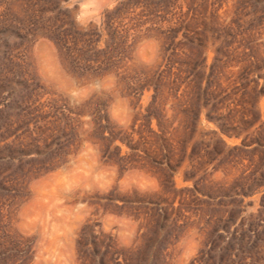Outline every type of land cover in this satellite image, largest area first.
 Returning <instances> with one entry per match:
<instances>
[{"label":"rangeland","instance_id":"rangeland-1","mask_svg":"<svg viewBox=\"0 0 264 264\" xmlns=\"http://www.w3.org/2000/svg\"><path fill=\"white\" fill-rule=\"evenodd\" d=\"M137 1L149 0H51L56 7L45 12L64 19L70 57L74 33L111 16L121 33L116 69L73 74L40 33L14 48L24 56L21 67H3L12 79L2 89L0 151L14 158L0 164V264H114L116 256L130 264H190L225 249L232 264H264L263 72L249 78L243 102L245 80L226 90L230 98L200 103L180 97L184 82L155 100L152 83L128 88L136 74L168 73L163 32L187 10L176 0L154 18ZM23 2L0 0V14L10 6L21 15ZM208 4L220 20L238 19L247 51L264 55V0ZM102 30L100 39L91 33L96 49L106 46ZM216 49L209 40L200 56L204 76ZM18 95L29 98L31 117L16 115Z\"/></svg>","mask_w":264,"mask_h":264},{"label":"trees","instance_id":"trees-1","mask_svg":"<svg viewBox=\"0 0 264 264\" xmlns=\"http://www.w3.org/2000/svg\"><path fill=\"white\" fill-rule=\"evenodd\" d=\"M50 2L51 0H25L20 4L21 15H15L10 6L6 7L0 14V102L5 101V98L2 97L4 84H8L12 79V77L6 76L3 67L7 65L21 67L25 62L24 56L19 51L14 52L13 50L22 46L30 38L35 37L37 33L43 34L54 41L63 67L73 74H102L108 68L116 69L120 63L121 58L117 48L121 33L113 26L111 16L106 13L104 21L95 30L74 33L70 41L72 42V49L76 53L73 57H70L68 55L69 29L64 27V19L59 15L45 16L46 11L54 10L56 7V3L54 5ZM185 2L187 10L183 13L179 12L175 16L174 26H170L163 32L165 36L162 41L163 56L165 57L168 54V63L172 64L168 68V73L162 70L151 75L136 74L134 81L130 83L126 80L125 85L136 92H140L144 86L148 87L147 84L152 83L154 89L152 98L155 100L162 94L166 86L176 91L184 82L180 97L185 96L200 103L203 100L220 99L224 101L230 98L232 92L226 93V90L231 88L233 91L238 86V82L245 80L247 84L242 86L244 92L240 95V101L243 102L246 94L251 93L247 85L254 80L250 81L249 78L254 74L259 76L262 72L264 78V55L252 54L249 50L247 51L244 34L239 23H237L238 19L236 23L220 20L217 13L218 7L208 4V0H185ZM46 4L49 7H46ZM136 4L137 6L141 4V12L157 18L161 14L170 13L175 7L176 0H149L142 3L137 1ZM102 28L108 32V38L105 40L106 46L102 49H96L97 41L91 39V33L97 31L100 39L103 35ZM179 30L182 31V38L177 40ZM10 39L13 40L12 45L9 44ZM209 40L216 45L218 55L214 58L209 74L204 76V65L200 61V56L206 49ZM2 45L6 47L3 55ZM182 56H186L187 59H177ZM231 58L232 60L233 58L236 59L235 63H232ZM231 64L237 66L236 71L228 69ZM173 66H176L174 70L172 69ZM223 81H225L226 86H223ZM257 85L258 80L255 78L253 88ZM262 87H264V82ZM22 89L27 91L28 85H26V82H24ZM17 97L18 106L16 108L19 112L16 115L24 119L31 117L28 111L30 109L29 98L23 95ZM12 99L14 100L13 97ZM3 107L10 108L9 102L8 104L4 103ZM94 110L98 111V108ZM217 110L218 108L213 107L208 112H216ZM2 111L3 109L0 110V129L5 124L2 120L3 117H1ZM161 131L163 132V130ZM0 138L2 137L0 136ZM27 145L30 144L27 143ZM257 145L262 146V143L258 142ZM240 147L243 148L245 145L242 144ZM13 158L12 155H4L0 151V164L12 161ZM2 190L4 188L2 187V167H0V193H2ZM230 252L229 249H225L217 257L209 255L204 259L203 256H200L194 258L190 264H194L195 261L197 264H232ZM113 263L130 264V261L126 257L120 260L116 256L113 258Z\"/></svg>","mask_w":264,"mask_h":264}]
</instances>
